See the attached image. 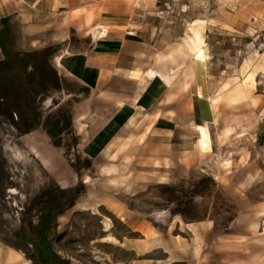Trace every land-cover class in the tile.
I'll return each instance as SVG.
<instances>
[{
    "label": "rangeland",
    "instance_id": "rangeland-1",
    "mask_svg": "<svg viewBox=\"0 0 264 264\" xmlns=\"http://www.w3.org/2000/svg\"><path fill=\"white\" fill-rule=\"evenodd\" d=\"M134 17L131 25L157 48L201 32L189 56L199 78L214 93L226 77H240L250 99L240 114L258 115V124L219 136L220 107L204 120L211 148L193 161L183 156L200 164L161 175L141 165L106 172L123 140L135 138L131 156L153 152V140L142 151L145 136L133 134L145 116L123 114L140 83L121 75L93 92L56 66L57 57L85 47L73 33L25 34L14 22L12 55L0 64V264L120 263L122 236L140 235L133 226L164 227L175 217L209 222L201 264H264V0H137ZM124 66V74L139 68ZM248 74L254 87L244 82ZM184 105L163 123L170 131L161 154L172 162L197 140V129L190 140L185 130L173 134L176 121L187 125Z\"/></svg>",
    "mask_w": 264,
    "mask_h": 264
},
{
    "label": "crops",
    "instance_id": "crops-1",
    "mask_svg": "<svg viewBox=\"0 0 264 264\" xmlns=\"http://www.w3.org/2000/svg\"><path fill=\"white\" fill-rule=\"evenodd\" d=\"M136 5L137 0H0V35L10 26L0 42V64L7 61V52L12 51L13 23L16 21L20 23L21 33L25 34L45 33L52 28H56L58 36L62 37L73 33L85 47L57 57L56 66L65 76L96 93L121 75L140 83L139 94L128 101L123 114L135 110L134 114L145 116L133 134L145 136L138 142L142 151H147L149 146L143 145L153 140V152L131 156L130 151L136 148L133 141L137 142L135 138L123 140L117 144L116 157L111 162H117L116 167L121 171L141 165L146 167L145 170L161 175L173 167L201 163L183 162L184 149L180 151L181 160L178 162H172L171 158L161 154V137L170 131L163 123L170 117L178 119L175 104L185 103L188 120L186 126L176 121L175 128L178 124L180 130L175 129L173 134H182L185 130L188 140L194 134L190 125L192 121L206 125L207 113L213 116L223 106L221 103L209 106L215 92L208 80L199 78L190 57H187V62L191 61L195 78L188 90L181 89L183 67L169 83L161 70H153L154 53L167 44L178 43L168 42L157 48L152 41L144 39L140 30L131 25L135 22ZM87 42L89 46H86ZM61 44L67 46L68 39L65 38ZM128 62L139 68L134 71L131 66L128 69L130 73L124 74V64ZM147 125L149 129H146ZM102 133L98 131L96 135ZM124 155H127L124 162L116 160ZM133 229L140 233L139 237L122 236L118 245L125 257L114 264H185L188 261L201 264L211 231L208 221L185 222L182 217L171 218L164 227L141 222Z\"/></svg>",
    "mask_w": 264,
    "mask_h": 264
},
{
    "label": "bare ground",
    "instance_id": "bare-ground-1",
    "mask_svg": "<svg viewBox=\"0 0 264 264\" xmlns=\"http://www.w3.org/2000/svg\"><path fill=\"white\" fill-rule=\"evenodd\" d=\"M203 39L201 32H197L190 38L184 39L182 42L172 45L167 44L163 49L157 51L153 55V70H161L166 82L171 80L182 69V83L181 89L188 90L191 82L195 78L194 70L191 61L187 62V57L194 54L202 45ZM240 77L230 76L226 77L215 91L214 96L209 106L214 107L222 104V110L224 115L222 117V128L218 131V135H224L227 132V128L233 126V128L250 129L258 124V115L243 116L240 114V109L244 106H249L250 99L247 96V92L243 89V86L239 84ZM244 82L249 87H254L256 84L254 74H248ZM191 127L197 129V140L193 144L192 149L184 150L183 156L186 160L193 161L198 155L211 148V132L208 125H197L193 121ZM146 129H149L147 125ZM142 136V135H141ZM114 156H116L114 154ZM227 162H222L221 165H226ZM118 170L113 163L105 168L106 172H112ZM264 211H261L263 214ZM195 224V223H193ZM253 228H258V223H254Z\"/></svg>",
    "mask_w": 264,
    "mask_h": 264
},
{
    "label": "trees",
    "instance_id": "trees-1",
    "mask_svg": "<svg viewBox=\"0 0 264 264\" xmlns=\"http://www.w3.org/2000/svg\"><path fill=\"white\" fill-rule=\"evenodd\" d=\"M9 29H10V26H8V27H6V29L4 30V32L0 35V42L2 41V36H3V34H5L7 31H9ZM11 55H12V51H8L7 52V57H8V59H7V61L6 62H8L9 63V61H10V58H11ZM35 75V74H34ZM26 81H27V84L28 83H31L30 81H29V79H26ZM35 81V80H34ZM33 81V82H34ZM206 180H212V178H205ZM204 179V180H205Z\"/></svg>",
    "mask_w": 264,
    "mask_h": 264
}]
</instances>
